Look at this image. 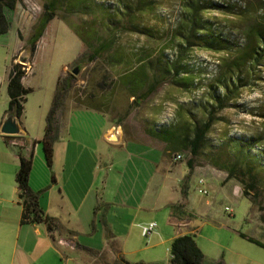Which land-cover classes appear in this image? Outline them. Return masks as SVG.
I'll return each instance as SVG.
<instances>
[{"label":"trees","instance_id":"obj_1","mask_svg":"<svg viewBox=\"0 0 264 264\" xmlns=\"http://www.w3.org/2000/svg\"><path fill=\"white\" fill-rule=\"evenodd\" d=\"M20 0H0V34L8 32L10 24L6 9L13 10ZM157 0H118L109 4L100 0H42L43 11L39 16L33 32L27 39L32 57L37 41L45 28L53 19L62 20L81 41L86 63L93 62V80L90 82L92 92L88 96H73L75 107L93 109L106 113L102 101L97 100L99 89L108 86L117 87L124 92L129 104L118 125L133 109L144 104L164 85H171L180 91L190 93V106H178L179 122L174 123L176 129L185 133L179 137L166 125L152 126L148 133L169 144L183 142L189 147L191 155L203 151L208 141V134L214 124L225 120L220 112L227 108H239L242 89L252 82V73L264 65V17L246 32L244 43H238L220 27V23L208 16V12L238 13L234 7L221 0H182L176 21L165 30H157L147 25L143 16L154 12ZM73 18H76L72 20ZM128 34L143 39L140 48L128 53L126 43L122 41ZM19 38L22 36L19 33ZM23 49V47H22ZM196 50L214 53L226 51L229 57L220 56L216 61L214 74L204 78L206 68L194 63L199 58ZM228 56V55H227ZM13 56L7 76V109L6 116L16 117L19 121L23 113L26 94L31 91L22 83L30 68L28 64L14 61ZM77 59V60H78ZM206 75V74H205ZM58 77L52 105L46 119L42 138L38 141L42 148L44 160L51 167L53 160V142L59 129L60 119L64 113L65 100L70 87L68 79ZM207 79V80H206ZM203 83L200 94L197 88ZM236 89V90H235ZM197 96V97H194ZM185 111V113L183 112ZM3 118V119H4ZM221 145L216 148V157L221 166L228 172V177L235 176L243 185L242 194L249 198V190H258L264 186V137L254 134L233 136L226 134ZM13 135H3L4 141L10 144ZM211 147V144H209ZM22 144L17 146L18 166L15 170L16 202L21 207L19 223H43L50 236L54 233H74L64 228L58 218L48 215L39 204L42 190H33L29 185L32 169V157L22 154ZM191 168L193 161L187 160ZM219 164V161H218ZM51 181L55 177L51 175ZM109 204L104 202L101 191H97V202L93 211L91 230L100 222L107 250L99 251L74 242V248L92 259H102L104 264H148L143 261L129 262L121 254L109 222L106 211ZM97 217V218H96ZM242 236L246 237L244 234ZM247 239L264 246L263 243L247 237ZM170 257L167 264H203L204 254L197 245L194 235L179 232L172 238L169 247ZM114 254L108 261L103 256ZM213 264H224L222 259Z\"/></svg>","mask_w":264,"mask_h":264},{"label":"rangeland","instance_id":"obj_2","mask_svg":"<svg viewBox=\"0 0 264 264\" xmlns=\"http://www.w3.org/2000/svg\"><path fill=\"white\" fill-rule=\"evenodd\" d=\"M100 1L113 4L118 0ZM157 1L155 11L144 15L143 18L147 25L157 30H165L176 21L182 0ZM221 1L232 5L234 11L238 13L211 11L207 13L208 16L217 20L228 34L232 32L238 43H244L249 28L262 21L264 17V0ZM42 11V0H20L15 9H6L10 27L7 33L0 34V181L4 187L0 195L9 197L11 194L14 195V199H16L14 173L18 159L14 146L4 141L3 135L6 134L1 131L8 102L7 76L13 56L17 57L14 61L26 64L30 62L31 68L23 77L24 85L30 87L31 91L26 94L23 113L19 119L21 127L28 133L26 138L34 137L38 140L42 138L58 77L61 76L62 80L69 77L70 90L65 100V109L75 105L73 100L75 96L84 94L88 96L93 91L90 82L94 77V64L86 63L84 57L78 59L84 52L83 45L62 20L55 18L50 21L37 41L33 56H30V48L26 42ZM74 19L76 18L72 20ZM122 41L126 43L128 53L139 49L144 43L143 39H138L133 34L125 35ZM196 52L199 58H196L194 63L206 68L204 78L214 74L215 64L220 56L229 57L226 51L214 53L196 50ZM75 66L79 67V71L72 74L71 70ZM107 84L108 86L99 89L97 100L102 101L105 114L117 124L118 116L125 112L131 99L128 100L126 94L120 92L117 87L112 89L111 79ZM203 87L204 84L201 83L195 91L196 94H200ZM190 97H193L190 93L180 91L171 85H164L144 104L133 109L120 121L122 128L127 133L134 134L148 133L152 126L166 125L171 128L180 120L176 112L177 107H189L187 102ZM238 102L242 104L241 107L227 108L220 112L225 120L214 124L208 134L207 145L198 155H191L187 145L179 150H171L169 154L180 152L182 159L176 161L171 166L172 169L159 171L162 177L157 187L161 193V200L167 203V206L162 207L155 215L154 221L157 223L155 232L143 236L134 228L128 236L119 239V250L124 259L129 262L167 264L171 237L187 228L194 235L197 245L204 254L203 264H213L219 259H222L224 264H264V246L247 239L250 237L264 244V186L260 184L258 190L250 189L249 198L243 196V185L235 176L228 177L227 170L221 166V160L217 159L215 153L222 140L227 138L226 134L233 136L254 134L264 137V65H260L259 69L252 73V82L242 89ZM183 112L185 113L184 110ZM62 137L63 132L60 133L59 128L53 142V152L57 150V139ZM114 152L116 151L111 149L108 155L101 157V167L105 173L108 163L112 162ZM188 159L193 161L191 168H197L200 172L189 175ZM45 167L51 172L46 165ZM39 171H36V175L40 173ZM111 176L114 177L113 174ZM185 176H188L186 181ZM200 177L204 179L203 185L198 182ZM52 183L49 178L41 190L44 191L47 185ZM199 187L207 189V193H201ZM101 189L102 186H99L98 190ZM171 212L175 219L170 218ZM183 221L185 225L178 226V223ZM91 236L78 234V241L81 243ZM58 242L61 244L60 240ZM112 256L113 258L108 254L103 258L112 261L115 257L114 254ZM94 261L96 264H104L102 259Z\"/></svg>","mask_w":264,"mask_h":264},{"label":"crops","instance_id":"obj_3","mask_svg":"<svg viewBox=\"0 0 264 264\" xmlns=\"http://www.w3.org/2000/svg\"><path fill=\"white\" fill-rule=\"evenodd\" d=\"M22 83L24 85L23 79ZM60 121L63 137L57 139L52 169L44 160L40 143L35 142L38 139L26 138L27 131L19 121L21 131L10 138V145L14 146L16 157L17 146L21 144L22 154L32 157L29 185L33 190L44 188L42 186L54 175L55 181L40 194L39 204L74 233L55 232L52 238L43 223L21 225V207L14 195H0V264H96L73 244L80 243L78 234L92 235L80 244L101 252L107 250L100 222L91 230L99 186H102V200L109 204L106 219L118 245L119 239L128 236L134 228L141 232V225L154 221L156 213L167 206L157 187L162 177L159 171L172 169L178 160L174 159V152L169 153L186 144H169L148 133H127L122 125L93 109L71 106L64 110ZM170 129L179 137L185 136L175 126ZM113 132L117 140L108 138ZM111 149L116 152L105 173L101 157L108 155ZM38 170L40 173L36 175ZM196 172L200 171L190 168L189 175ZM187 178L185 176V181ZM2 185L0 181V191L4 188ZM170 218L175 219L173 212ZM180 224L185 225L184 221L178 226ZM185 232L191 233L187 228L182 231ZM109 254L113 258L112 253Z\"/></svg>","mask_w":264,"mask_h":264},{"label":"water","instance_id":"obj_4","mask_svg":"<svg viewBox=\"0 0 264 264\" xmlns=\"http://www.w3.org/2000/svg\"><path fill=\"white\" fill-rule=\"evenodd\" d=\"M79 71V67L78 66H75L72 70H71V73L72 74H77ZM1 131L3 133H5L6 135H17L20 133L21 131V128H20V124L17 120L16 117H9V116H6L3 121H2V124H1ZM115 133H111L108 138L110 140H117V137L116 135H114Z\"/></svg>","mask_w":264,"mask_h":264},{"label":"built area","instance_id":"obj_5","mask_svg":"<svg viewBox=\"0 0 264 264\" xmlns=\"http://www.w3.org/2000/svg\"><path fill=\"white\" fill-rule=\"evenodd\" d=\"M173 157H174L175 160H180V159H182V154L181 153H174ZM198 182H199V184L203 185L204 179L202 177H200ZM198 190L201 193H204V194L207 193V189H205V188H200L199 187ZM226 209H228V207H226ZM156 227H157V223L155 221H150V222H148L146 224H143V225H141V234L143 236H148L151 233L155 232Z\"/></svg>","mask_w":264,"mask_h":264},{"label":"bare ground","instance_id":"obj_6","mask_svg":"<svg viewBox=\"0 0 264 264\" xmlns=\"http://www.w3.org/2000/svg\"><path fill=\"white\" fill-rule=\"evenodd\" d=\"M236 90V89H235Z\"/></svg>","mask_w":264,"mask_h":264}]
</instances>
